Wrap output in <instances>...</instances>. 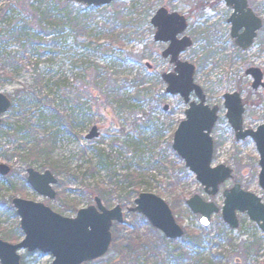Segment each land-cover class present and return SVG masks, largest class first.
Segmentation results:
<instances>
[{
	"label": "rangeland",
	"instance_id": "obj_1",
	"mask_svg": "<svg viewBox=\"0 0 264 264\" xmlns=\"http://www.w3.org/2000/svg\"><path fill=\"white\" fill-rule=\"evenodd\" d=\"M131 1L118 0L117 4L128 5ZM136 1L142 10L144 7H151L153 15L160 8H167L188 16L191 27L196 32V44L193 51L184 57L191 63L197 65L203 54V48L206 47L203 38L197 34L198 31L209 32V35L213 36L212 41L215 44L213 48H224L227 52L225 57L234 54V46L230 43V25L227 24L232 9L228 8L223 0ZM12 3L13 0H0L1 21L9 15L8 12L11 11L9 4ZM204 3L211 6L201 7L202 12H200L198 7ZM248 3L254 11V5L256 3L264 5V0H248ZM254 13L264 20V16L258 15L255 11ZM22 18L17 9L10 12V19ZM7 26L0 24V34L7 31ZM142 33L145 36L142 39L124 44L123 53L132 54L133 62L128 74H141L147 77L144 75L146 63H152L155 67L153 77L150 76L152 81L144 87L149 89V93H142L140 97L144 99L138 101L136 100L137 92L143 88H132L129 91L131 98L125 111L120 113L109 111L106 113L107 117L95 118L97 124L93 127L98 126L101 135L99 139L92 141L86 140L92 127H86V125L80 127L78 122H74L73 119H78V111L74 109L71 101L66 103L61 93L53 88L55 84L64 82L71 87L77 76L83 73L86 63L92 62L86 59L84 50L73 47V40H69L67 47L61 45L55 52L41 58L34 54L18 56L19 62H14V68L17 67L18 72L13 82L0 87V92L15 98L11 110L3 116L0 127V165H6L12 170L8 177L0 176L1 240L9 243L11 240L13 244L24 240V234L20 229V218L12 206V200L15 198L43 203L56 214L75 218L79 210L94 205L95 198L101 199L98 195L91 197L89 191L102 187L115 191L110 199L105 201L101 199L108 209L120 204L118 200L120 196L128 198L126 206L128 209L132 208L134 201L144 193L162 198L172 209L175 196L165 189L170 180L165 165L167 161H175L176 165H179V162L174 159L170 151L166 152V149L167 145L173 143L178 122L182 119L184 104L179 96L166 95L165 85L157 81L160 73L168 70L169 65L162 60L161 48L152 44L146 29H143ZM259 39H264V31L259 32L257 40ZM79 42L84 43V40L80 39ZM2 43V37H0V52ZM115 49L118 50V47ZM142 52L148 57L140 62L139 56ZM240 57L241 61L234 60L233 65H229L222 56L210 60L205 69L198 70L195 81L210 94L214 104L221 106L223 95L238 91L246 104V127L256 130L264 124V91L259 90L256 95L252 94V79L246 77L245 71L254 67L264 72V50L261 43L256 41L252 49ZM35 67H37V73L49 82L47 92L50 90L52 93L42 102L45 106H41V103H38L33 96L29 97L30 95L27 94V91L30 93ZM241 84L245 86L244 90L239 89ZM17 91H23V95L16 96ZM81 102L85 103V100ZM165 106L170 107L174 112L173 116L164 111ZM53 109L63 114H57ZM143 115L145 118L138 120V117ZM58 116L68 120V125H63L62 122L65 120L57 121ZM26 126H33V131H26ZM212 137L215 149L213 167L224 165L234 169L233 182L228 181L223 184L218 195L210 197L196 181L195 176L189 174L187 178L181 177L184 180L177 194L182 197L183 207L177 209V213L173 212L177 223L186 233L201 237V245L194 250H187L181 241L170 243L169 250L176 251L177 255L186 251V258L180 260V263H176L174 258L165 251L158 256L156 252L151 251V244L144 245L146 241L153 242L154 240L151 239L156 238L157 234L150 231L152 227L145 219L135 221L137 226L134 229L131 226L134 215L126 211V222L119 228L115 226L112 230L113 238L125 242L136 251L139 259L135 264H264V232L251 221L247 213H238L239 228L237 230H232L223 223L221 213L213 217L210 227L203 228L200 225V217L193 215L185 204L187 200L198 195L205 202H212L222 208L223 192L232 188L235 183L241 184L244 190L261 198L264 204V191L258 181L260 156L254 141L248 139L236 143L233 131L227 126L225 112L220 115ZM35 143H51V148L39 161H24L23 157ZM102 157L107 159L112 173L102 168L100 164L103 163ZM29 169L40 174L50 171L55 176L58 184L54 188L57 192V198L54 201L39 196L28 185L27 171ZM131 173L140 175V181L135 187L121 184L115 186L114 183H117V180ZM113 175H117L118 178L112 179ZM135 190L138 193H134ZM65 194L72 196V199L78 203L77 208L69 209L61 202ZM137 243L140 244L136 246ZM20 254L23 264H52L53 262L51 255L27 251H21ZM115 259L116 254L110 250L104 258L87 264H120L115 262Z\"/></svg>",
	"mask_w": 264,
	"mask_h": 264
},
{
	"label": "water",
	"instance_id": "obj_2",
	"mask_svg": "<svg viewBox=\"0 0 264 264\" xmlns=\"http://www.w3.org/2000/svg\"><path fill=\"white\" fill-rule=\"evenodd\" d=\"M85 7H107L116 0H63ZM227 7L233 10L228 20L231 25L230 36L235 45L246 51L250 49L263 28V21L249 7L247 0H224ZM155 29V42L171 45L163 53L165 59L175 67L173 74H164L166 94L180 96L185 103L191 94L200 99L198 106H191L186 112L187 119L175 132L172 149L184 162L186 169L196 177L204 192L214 197L220 186L232 179V170L224 165L212 167L214 157V140L212 132L218 121V108L210 110L204 106L203 89L195 83L196 67L188 62H181L179 57L193 46L190 38L178 40L177 37L187 29V20L179 13H169L160 8L151 20ZM254 79L253 93L263 86V75L259 69H250L246 73ZM226 119L231 125L235 141L246 139L254 141L260 156L259 186L264 191V125L256 131L243 130L245 112L238 93L224 96ZM12 108L9 97L0 92V126L2 117ZM166 110V108H165ZM100 137V128L95 126L86 137L92 141ZM12 170L0 165V176L8 177ZM27 183L39 196L54 201L57 192L54 187L58 180L50 172L40 174L33 169L27 171ZM224 206L219 209L214 203L205 202L195 195L186 202L194 214L201 217L200 224L207 228L214 215L221 212L223 222L232 230L239 228L237 212L247 213L264 232V204L256 195L245 192L240 185L224 192ZM135 207L129 213L144 217L153 229L161 232L169 241H178L184 237V230L176 222L170 206L160 197L153 194H140L134 202ZM12 206L20 218V229L24 240L11 244L0 239V264H22L21 251L39 252L53 257L52 264H86L102 259L110 250L114 224L125 223L124 210L121 205L107 209L100 198H95L94 205L79 210L75 218H66L53 212L43 203L15 198ZM206 221V223H205Z\"/></svg>",
	"mask_w": 264,
	"mask_h": 264
},
{
	"label": "trees",
	"instance_id": "obj_3",
	"mask_svg": "<svg viewBox=\"0 0 264 264\" xmlns=\"http://www.w3.org/2000/svg\"><path fill=\"white\" fill-rule=\"evenodd\" d=\"M117 1L107 7L94 8L68 3L63 0H13V3L9 4L11 9L8 12L9 15L2 21L0 19V24L8 25L7 31L0 34L3 41V47L0 52V87L13 82V78L18 72V68H14V62H19L18 56L20 54H34L41 58L48 53L55 52L61 45L67 47V42L73 40V47L84 50L86 59L92 60V62L86 63L83 73L77 76L71 87L68 86L67 82H64L55 84L53 88L56 92L61 93L66 103L71 101L74 109L78 111V119H73L74 122H78L80 127L83 125L93 127L97 124L95 118L107 117L106 113L109 111L113 113L125 111L131 98L129 91L132 88H143L137 92L136 97V100L142 101L144 98L140 97L141 94L149 93V89L144 87L152 80H150L146 68L144 69V75L147 77L141 74H128L130 65L133 62L131 59L132 54H124L123 49L125 47L124 44H130L140 40L139 38L145 37L142 33L143 29H146L147 34L151 35L149 19L153 15V10L149 6L144 7L142 10L136 0H132L128 5H119ZM208 6L211 5L208 3L200 4L198 10L202 12L201 7ZM263 6L256 3L254 11L258 15L264 16ZM13 9H17L23 18L19 20L10 19V12ZM262 31H264V28ZM209 34V32H205L200 35H204L202 40L208 46L205 45L206 47L203 48V54L197 63L198 70L205 69L210 60L220 55H222L223 60L227 58L224 56L225 53L222 47V49L219 47L215 50L212 48L214 45L213 36ZM80 39H83L84 43H80ZM257 42L261 43L262 50H264V39H259ZM117 47L118 50L115 49ZM143 54L142 52V55L139 56L140 62L145 61L147 58V54ZM237 56L240 57L239 54L234 53L230 58L234 61ZM157 81L163 84L159 76ZM48 88L49 82L37 73V67H35L30 93L27 91V94L30 95L29 97L33 96L38 103H41V106H45L42 102L47 100L52 94L50 90L47 92ZM45 93L47 94L45 95ZM15 94L16 96H21L23 91H17ZM70 96H75L76 98L69 99L68 97ZM9 97L14 103L15 98ZM83 99L85 103L81 102ZM53 111H56L57 114H63L58 112L57 109H53ZM64 112L66 111L64 110ZM144 118L145 115L138 117V120ZM64 120L65 122H62ZM57 121L62 122L63 125L65 124L64 126L68 125V120L66 121L61 116L57 117ZM32 128L33 126H26L25 130L32 132ZM160 136L162 138L163 133ZM50 148L51 143H35L29 148L27 155L23 159L24 161H39L49 152ZM167 151H170L174 159L181 165H176L175 161H167L165 165V170L170 176L169 183L166 184L165 189L175 196L172 209L173 212L177 213V209L179 210L183 207L182 197L177 194L178 188L184 180L182 178H187L189 173L182 161L172 152V145H167ZM102 158L103 163H100L102 168L112 173L111 166L107 164V159L105 157ZM116 177L118 178L117 175L111 176L112 179H116ZM139 181L140 175L131 173L122 176L114 184L116 187L119 184L135 187ZM114 193L115 191H109L102 187L89 191L91 197L98 195L103 201L110 199ZM134 193H138V191L135 190ZM118 200L125 210L128 209L126 206L128 198L120 196ZM61 202L69 209L78 207V203L72 199V196L66 194L61 199ZM138 219L144 221V218L134 215L131 224L134 229L137 226L135 221H138ZM119 227L121 226L116 225V228ZM150 231L156 233L157 237L151 239L154 240L153 242L146 241L144 245L151 244V251L156 252V255L160 256L165 251L170 257L174 258L176 263H180V260L186 258V251H182L180 255H177L176 251L169 250V244L176 242L168 241L160 232L152 228H150ZM200 239L201 237L197 234L189 235L185 232L184 238L180 241L187 250H194L201 245ZM14 243H17V241H14ZM138 244L140 243H137L136 246ZM111 250L116 254L114 261L120 264H135L139 259L132 247L126 245L123 241L116 240V238L113 239Z\"/></svg>",
	"mask_w": 264,
	"mask_h": 264
},
{
	"label": "flooded vegetation",
	"instance_id": "obj_4",
	"mask_svg": "<svg viewBox=\"0 0 264 264\" xmlns=\"http://www.w3.org/2000/svg\"><path fill=\"white\" fill-rule=\"evenodd\" d=\"M165 9H167V8H165ZM168 11H169V13H174L173 11H170L169 9H167ZM177 13V12H176ZM155 15V14H154ZM154 15H152V17L149 19V29L152 31V33H151V35H150V40L152 41V44H154V45H157L158 47H160L161 48V53H160V55H161V58H162V60H164V61H166L167 62V64L169 65V69L168 70H165V71H163L162 73H160V75H159V77H160V80L162 81V83L164 84V82H163V80H162V76L164 75V74H173L174 73V70H175V67L173 66V65H171V63H170V58L169 59H165L164 57H163V53L165 52V51H167L168 49H169V47H170V45H171V42H168V43H156L155 42V29L153 28V26L151 25V20H152V18L154 17ZM181 15V14H180ZM181 16H183V17H185L186 18V20H187V29H186V31L183 33V34H181V35H179L178 37H177V39L178 40H182V39H184V38H190L191 39V41L193 42V46L191 47V48H189V49H187L183 54H181L180 55V57H179V60L181 61V62H188V63H190V64H193V63H191L187 58L186 59H184V57H186V55H188L189 53H190V51L192 52L193 51V48H194V46H195V44H196V32L194 31V29H192V27H191V23H190V19L188 18V16H186V15H181ZM230 17H231V15H230ZM230 17L227 19V24H228V20L230 19ZM228 25H230V24H228ZM206 31H198L197 32V34H199V35H201L202 33L204 34ZM230 32H231V25H230ZM259 35V34H258ZM200 37H202V38H204V35H202V36H200ZM257 38H258V36H257ZM230 40H231V44H232V46H234L233 47V50H234V53L236 54H239L240 56L241 55H243V54H245L247 51H249L250 49H252V47L256 44V41H258L257 39L255 40V42H254V45L250 48V49H248V50H246V51H243V50H241V49H239L236 45H235V42L231 39V36H230ZM215 45V44H214ZM214 45L212 46V48L214 47ZM206 46H208V45H206ZM147 49H148V47H147ZM220 49H222V48H220ZM149 50V49H148ZM147 50V51H148ZM215 50V49H214ZM223 51H224V53H227L226 52V50L223 48ZM236 51H238V52H236ZM191 54V53H190ZM197 54V53H196ZM234 55V54H233ZM220 56H222V55H220ZM232 56V55H231ZM147 57H148V55H147ZM192 57V56H191ZM238 57V56H237ZM236 57V59L235 60H240L241 61V57H238L237 58ZM225 60H227V62L229 63V65H233V63H234V61L230 58V56H228ZM195 67H196V74H197V72H198V67H197V65H195V64H193ZM145 68L147 69V74H148V76L150 77H153L152 75H153V72H154V70H155V67L152 65V63H146V66H145ZM250 69H257V68H254V67H250L249 69H247L246 71H245V75H246V73H247V71L248 70H250ZM260 70V69H259ZM261 71V70H260ZM262 72V75H263V80H262V85L263 86H261L258 90H257V92L256 93H253V84H254V79H253V77L252 76H247L246 75V77L247 78H251L252 79V84H251V89H252V94H254V95H256L257 93H258V91L259 90H263L264 91V72L263 71H261ZM195 77H196V75H195ZM195 83H196V81H195ZM239 83H241V82H239ZM197 84V83H196ZM165 85V84H164ZM198 85V84H197ZM198 86H200V85H198ZM201 87V86H200ZM165 88H166V86H165ZM202 88V87H201ZM244 88H245V86L243 85V84H241L240 86H239V89L240 90H244ZM203 89V92H204V97H205V102H204V106L205 107H208L210 110H212V109H214L215 107L216 108H218V121H219V117H220V115L223 113V112H225V115H226V113H227V110L225 109V107H224V105H225V100H224V96L225 95H227V94H225V95H223V97H222V101H223V105L221 106V105H217V104H214L213 103V100L211 99V96H210V94L204 89V88H202ZM234 93H238L239 95H240V97H241V94L238 92V91H235V92H232V93H228V94H234ZM166 94V93H165ZM182 100V99H181ZM241 100H242V103H243V106H244V109H245V112H244V115H243V130H245V131H248V130H252V131H255V130H253V129H248L247 127H246V104H245V102L243 101V99H242V97H241ZM183 101V100H182ZM183 113H182V119L178 122V127H179V125L183 122V121H185L186 119H187V117H186V112H187V110H189V108H191V106H198L199 104H200V99H199V97L196 95V94H191L190 95V97H189V102L188 103H185L184 101H183ZM165 108H166V110H165ZM165 108H164V111L166 112V113H170L172 116L174 115V112L170 109V107L169 106H165ZM218 121H217V123H216V125H215V127L217 126V124H218ZM226 121H227V126H228V128L231 130V131H233V129H232V127H231V125L229 124V122H228V120L226 119ZM3 122V121H2ZM262 126V125H261ZM177 127V128H178ZM260 127V126H259ZM258 127V128H259ZM257 128V129H258ZM256 129V130H257ZM234 139H235V137H234ZM236 142V141H235ZM237 143V142H236ZM239 143H241V142H239ZM231 170H232V175H233V177H232V179H230L229 181L230 182H233V178H234V175H235V170L234 169H232L231 167H229ZM236 185H240L241 186V184H239V183H235L234 185H233V187L232 188H230V189H226L225 191H230L231 189H233ZM241 189L243 190V191H245V192H248V191H246V190H244L243 189V187L241 186ZM224 191V192H225ZM261 199V198H260ZM262 201V200H261ZM238 216V215H237Z\"/></svg>",
	"mask_w": 264,
	"mask_h": 264
},
{
	"label": "snow or ice",
	"instance_id": "obj_5",
	"mask_svg": "<svg viewBox=\"0 0 264 264\" xmlns=\"http://www.w3.org/2000/svg\"><path fill=\"white\" fill-rule=\"evenodd\" d=\"M205 223H206V221H205Z\"/></svg>",
	"mask_w": 264,
	"mask_h": 264
}]
</instances>
